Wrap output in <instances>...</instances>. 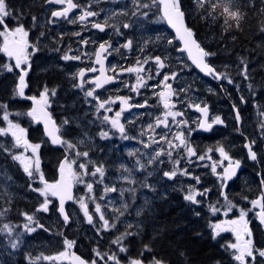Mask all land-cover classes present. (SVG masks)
I'll use <instances>...</instances> for the list:
<instances>
[{
    "label": "rangeland",
    "instance_id": "obj_1",
    "mask_svg": "<svg viewBox=\"0 0 264 264\" xmlns=\"http://www.w3.org/2000/svg\"><path fill=\"white\" fill-rule=\"evenodd\" d=\"M80 1H81L80 2L81 10L79 12L72 14L67 19H55L54 23H50V21L54 19V18L52 19L50 15L47 21L50 24V26H53L56 23H59V25L63 23V26L65 28H66V24L72 25V29H71L72 38L71 37L69 38L71 40L66 41L63 44L62 41L60 40L56 48L57 50L60 51V46H61L64 51L61 52V60L63 61L61 65L65 72V76L68 78V80L72 85L70 91L72 94H74V97L68 100L70 103L74 104L73 105L74 107H71L69 109V112L71 113L72 110L74 111L70 114L71 116L69 118H66L71 120V124L74 123V129L64 126V128L69 131V134L71 136L69 142L75 143L77 145L76 150H73L74 156L68 158L69 162L76 161V163L72 164L71 172H76L78 174L81 173L82 170L79 169L78 165L79 163H85L86 160L91 161V163L88 165L89 173L92 172L95 167L101 165H103L105 171V176L103 178L102 183L99 182L100 177L98 174L95 178H92L90 176L84 177V183H79L72 177L76 187L75 199L73 201V205L71 206L72 214L74 216V219L76 220L74 227L77 228L81 224V216L84 215L80 207V198L83 197L85 199V202L88 204L89 212L94 214V221L92 224H89V228H90V234L92 233V236L96 240L95 243L97 242L105 243L104 241H106V239L109 238L108 234L111 231H113V233H116L113 236L112 240L109 242L110 246H114L113 249L111 250L107 249L101 251L99 249V246L94 247L95 243H92L91 241L89 242L82 241L81 243H83V245L85 244L87 246L89 245L92 247L91 252L88 250L85 251L86 253L89 252L90 254V258L88 260L92 262L95 259L97 261V264H105L104 261H101L99 260L98 257H96L95 253L98 250L102 254H116L120 260V264H129L130 260L127 262H122L120 259V256L123 255L125 252L120 253L118 251V247L112 243V241L117 236L122 234L120 233L122 229L118 228L117 226L118 221H115V217L119 214L118 210H120L124 205H127V212L124 214V216L120 217L119 221L121 223L124 224V223L137 222L138 219L141 217V215L140 216L136 215L137 210L143 208L144 211V209L146 208L145 205L148 197H156V196L160 197V194L165 192V190L167 192L171 190H177L184 197V195L186 194V190L189 188V186H194L199 191H203L204 189L211 190L207 193L206 196L198 197V199L202 201V203H200L199 205H193L190 203L191 205L195 206L197 209L204 208L207 211V213L210 216L209 227L210 224L221 223L231 220H238L240 216V210L244 209L247 212V215L245 216V220L248 222L247 227L251 230L252 233L251 239L253 241V245L257 249H264V224H261L257 217L259 208L253 209V206L250 203L251 200L257 199L261 195V192H258L257 194L255 193L256 185L250 183V181H248V178L246 177L245 179H243L242 177H244V175L240 173L239 178H242L240 181L241 182L240 185L242 184L241 190H239L238 193L235 195L233 192L234 190L233 188H229V186L226 187L224 193L227 195V201L224 199L223 196L220 195L221 183H222L220 179V175L223 173L224 168L228 166L229 161L223 160V158L220 156V153L216 149L223 147L224 150L233 160H238V158H235L222 145L216 146L214 148L209 147L202 151L196 149V146L194 144L196 134L198 133L196 131V128L199 126V122H201L202 117L200 113L194 111V107L196 104H199L200 106H205V105L208 106V104L205 101V99L192 88V84L201 82L203 83V85H205V87H208L210 84L204 80V78L206 77L199 75V73H197L196 71H193L192 69L193 67L188 62L186 58V54L178 51V47L180 44L175 39L174 34L169 30V28L166 25L165 26L163 25L166 23L160 13L159 4L155 0H141L142 3L149 5L147 9H144V11L148 12V16L147 17L143 16L141 12H138L136 14L135 22H136V27L138 28L137 32L139 33L135 41L134 42L132 41L133 44L137 43V49H142L140 53L128 56L129 54L126 52L125 56L124 55L122 56L121 47L117 46V42L115 41V39L111 40V37H107L109 45H111L110 47L111 52L115 53L118 58L122 56L127 60H123V66H122L123 68L120 69L116 68V76H115L116 79L112 85L104 88L103 90H99V91L95 90L94 97H87L86 92L94 88L91 85H86L88 81L85 83L82 89L75 86L77 85V76L80 70L79 68L80 66H78L79 60L70 59L65 61L62 59V57L64 55L80 56V54L76 52L74 47V36L75 35L78 36L83 32V28H81V26L85 25V21H80L79 17L85 11L91 10L93 12H96L98 14L95 16L96 20H100V19L106 20L109 16L114 15L116 12H117L116 16H118L119 12L123 11L121 10L122 6L124 7V5L128 0H80ZM105 1L107 3L105 4L101 3ZM128 8H130V5H126V9ZM45 9H46V12L44 14L45 16L47 15L49 10L50 12L53 11L50 7L47 6L45 7ZM134 11L135 8L132 6V12ZM45 16L35 17L36 18L35 21L38 20V22H41L42 18ZM9 20H11L12 22V25L7 24L9 30H12L18 26L15 15L13 16V18ZM135 22H132L134 24L129 23L131 25L127 29L128 32L133 29V27L135 26ZM151 22H156L159 24L157 25L156 30L152 32H151V28H149L151 26V24L149 23ZM20 23H22L25 29L29 31V36L27 37L29 46L26 49V51L28 54V64H30L31 66L32 57L37 52V51L35 52L33 51L32 46L35 45L38 48V44H37L38 42L37 41L31 42L30 37L32 35V31L25 26L24 21L20 20ZM74 24L77 25L78 28H76ZM104 25L106 26L105 32H102L101 34L97 32L98 36L97 38H95V42H98L97 44H99L100 41L105 38L104 35L111 36L113 34H118L121 28V21H119V23L112 22L110 24V26L114 27L113 30H109L110 27L108 26V24H104ZM108 30L109 33L107 32ZM0 31H4V29L0 28ZM15 37L19 39V36H15ZM6 38L7 40H11L12 35H8L7 37L0 36V49L4 47ZM169 40L172 41L171 44L168 43ZM97 44L95 45L94 49L90 51L89 53L90 56L92 54H95ZM167 45L170 47L172 46V50L169 51V53L174 51L173 54L175 57V62L174 64L169 63L168 68H166L165 71L162 73V75L159 77V75L158 76L156 75L157 71L155 70V66H151L150 63L151 52L155 47L165 48ZM0 53L4 54L5 56L4 62L0 67L1 73H8L13 78L15 75V79H14L15 81L13 82V89L15 96L19 97L16 94V86L18 83L20 70L13 67V71L11 72L7 71L5 66L6 65L14 66L15 62L12 59V57H8L5 54V52L0 51ZM82 56L83 55H81V58ZM111 59H113L112 55L110 56V60ZM145 59H147L149 63L143 64V61ZM138 60L141 61V64L143 65L144 68V71L141 72L139 75L143 78V80L146 81V86L140 88L137 92H133L132 86L137 83V73H128L123 70L128 67H139L140 65L137 64ZM22 67H27V65H22ZM29 71L26 76L27 88L25 91L27 94L39 98V94L42 91H44L45 87L47 86L37 87L38 93H28L27 89H28ZM172 73H176V77L174 79H170L167 83H171L174 86V89L172 90L173 95L171 97L170 103L174 104L175 107L171 108L170 110L183 113V116L177 117V120L182 119L186 121L187 124L186 126H182L181 129L179 130L184 131L189 145L196 150L197 155L193 157H188L186 150L184 148H179L173 152V156L171 159H169L167 156H162L160 159L163 161V163L148 164V159L150 155L154 154L156 151H159L161 147H163L165 150H167L168 148V145L163 141H160L158 145L153 143L151 138L154 137L156 140H159L161 136L167 135L168 140H172L174 143H176V141L174 140V136L177 133L178 129L176 124L172 123L171 117L168 118L170 124L169 129H165L163 126L159 128H155L154 130L148 129V125L150 123L155 126L157 118L159 117L162 119L164 113L168 111V109L164 108L158 93L161 91H167V89H165V87L160 82L162 81L163 76L165 74L171 77ZM125 85H127V87ZM47 88L49 90L55 89L56 94L58 92V89L56 87L53 88L47 87ZM55 96L49 97L48 107L52 106V99ZM95 97H98L99 101L101 102L105 100L116 101L115 103L108 105V107H111L112 111L105 113V110L101 109L99 112H97L96 107L98 101L95 99ZM117 97H125V98L130 97L128 104H130L131 107L129 108L128 105H121ZM145 101H147L145 107H138V105L145 104ZM256 106H257L256 103H252L251 101L247 100L246 103H243L242 105V111H244L242 116L239 112L241 120L246 121V124L251 130V133H253L254 135L256 134L258 135V133L260 134L259 120L264 119V117L258 116V110ZM121 107H124L125 111L122 112V115L120 117V122L124 125L125 132L127 136L131 137V139H123L122 134L118 131V129H113L111 127L110 122H106L103 120V116L105 114L109 115L110 117H114L115 112L120 111ZM31 109L32 108L25 111H20V110L11 111L6 107V109H2L1 116L3 115V111L6 110L10 114L9 119L12 121V123L14 124L18 123L22 128L26 129V138H27V126L24 125V121L27 120L28 122L29 120H31L34 123V119L27 115V113L31 111ZM60 112L66 113L63 109H60ZM212 120H214V117L212 116V113H210L208 123H211ZM7 126H8L7 122L5 121H3V123L0 125V127H7ZM102 131L109 133L108 138L100 137V133ZM203 132H209V131H203ZM262 139L264 140V138ZM28 141L32 143L29 139ZM145 143L149 144L150 147L145 148L144 147ZM14 145H15V141L14 138L11 136V134H9L8 136H0V147H2L7 152L10 159H12V156L24 152L23 147L17 148L14 147ZM75 151H79V152L87 151L89 153V157L88 158L78 157L75 155ZM262 152L264 154V145L262 146ZM38 153L40 157V149L38 150ZM129 153H135V155H129ZM25 155H31V152L29 151L25 153ZM199 156H204L205 159L200 160L198 159ZM208 157H211V159H208ZM137 160L140 161V164L146 165V167L144 169H141L140 164L137 163ZM176 160L180 161L179 165L175 164ZM13 162L17 166V168H20L23 172L22 166L19 165V162L18 161H13ZM213 163L218 164L216 174H213L211 170V165ZM173 167H176L178 170L187 169L188 172L191 173V175H182L178 173V175L172 180L165 178L163 176V172L171 171ZM42 172L44 174L43 170ZM68 172L71 175V172L69 170ZM13 174L14 173L7 167L5 168L0 167V194H3V189L6 188L8 184L16 180V177ZM23 174L27 176L24 172ZM238 174L239 172L237 173V175ZM193 176L200 177V183L198 185L196 184V181L192 179ZM28 179H29V184H28L29 190H30L29 188L30 184H32L33 187H42V185L39 183L38 180L34 183L29 177ZM45 179L49 183H55L57 180L56 179L54 181H49L46 177ZM86 183H93L92 193L87 192ZM145 184L152 185L156 189V191L153 192L150 189L144 187L143 185ZM253 186H255V189L253 188ZM105 187L115 188L116 191H110L107 193V195H105ZM182 189L184 191H182ZM121 191H123V195H121ZM35 195L39 196V194L36 192ZM90 196L94 197L95 199H89ZM101 197H104V199H101ZM245 197H247V199H245ZM41 199L43 201V197H41ZM50 199L52 200V197H50ZM228 201H231V203L235 205V207H233L231 211H227ZM96 203L101 204L102 210H105L104 211L105 218L109 219L110 223L116 222L115 228L107 231H99V232L97 231V229L101 227L102 222L99 221L98 214H95ZM209 205H215L217 208H219V211L216 213H212L210 211ZM114 209L116 211H114ZM226 212L227 214L225 215ZM29 214L30 215L35 214L36 220L40 224L44 225L43 222L40 221V217H38L37 212L34 211V213H29ZM23 223H25V219L22 216L19 221L10 222L7 224L15 226V225H22ZM223 226L229 227L226 224ZM258 227L262 229L260 236L258 238L259 242L255 240V236H254L255 233L253 229ZM135 229L136 228H131V229L127 228L126 231H133ZM15 231H19V229H16ZM35 232H39V229H37V231ZM33 233L25 234L23 236V241H25L27 247H29V243H30L27 241V237H29ZM90 234H87L86 236H89ZM221 236L223 237L225 236L226 238V240H224L223 242V247L227 249L233 257V250L226 248L225 245L230 243H237L236 233L233 232L232 230H226L221 232L220 235L217 236L216 238H219ZM248 238L249 237L247 236H243V239H248ZM5 239L8 240L7 235H5ZM33 243L37 244L39 242H33ZM39 244H41V242ZM0 247L2 249L6 248V250L10 248L8 246V241L5 244L2 238H0ZM61 252H64L65 256L59 257V254ZM29 256L31 257L32 261L36 262L37 264H72L70 261L71 249L66 248L65 243L61 250L51 255L45 254L43 252L40 253L29 252L28 257ZM42 257H54L55 259L46 260L43 259ZM110 263L112 262H107V264ZM236 263L238 264V262ZM144 264H149V262H144ZM256 264H264V258H260L258 254H257Z\"/></svg>",
    "mask_w": 264,
    "mask_h": 264
},
{
    "label": "trees",
    "instance_id": "obj_2",
    "mask_svg": "<svg viewBox=\"0 0 264 264\" xmlns=\"http://www.w3.org/2000/svg\"><path fill=\"white\" fill-rule=\"evenodd\" d=\"M46 1L8 0V4L15 16H21L20 20L24 21L25 26L32 31L31 42H38L39 51L31 60L27 92L38 93L37 87L40 86L58 89L49 108L60 126V133L64 140L69 141L71 138L69 131L61 126V122L69 118L74 111L69 112L74 104L68 101L74 97V94L70 91L72 85L61 65L63 63L61 52L64 51L61 46L60 51L56 48L60 40L62 44L71 40L69 38H72V25L66 24V28L63 23L50 26L47 21L51 15L50 10L46 16L44 15ZM216 2L217 0H204V6L201 7L197 0H180L188 26L201 46L206 51L215 53L214 56L207 58L208 62L218 72L226 73L234 81L233 84H229L226 79L219 82L214 77H208L204 78L210 84L208 87L201 82L192 84V88L207 102L214 119L219 116L223 121V124H214L209 132H198L194 144L199 151L209 147L224 146L241 161V170L230 182L229 188H233L236 195L241 190V179L246 177L250 183L256 185V189L255 186L253 188L257 194L264 189V185L260 183L264 178L262 152L264 140L259 133L258 135L251 133L244 120L239 128L233 105L238 108L242 116L244 111H242L243 103L240 97L243 95L246 101L256 103L259 110L264 111V31H261V28H264V0H235L232 10L239 11L241 14L239 27L230 17H227L228 23H225L226 17L222 15V7H218L213 13L211 3ZM40 16H45L41 22L38 20L33 22V17ZM6 23L12 25L9 19ZM41 33L44 35L41 36ZM4 59V54L0 53V67ZM245 63L248 79L242 75ZM192 69L195 71L194 68ZM14 79L15 75L13 78L8 73H1L0 68V104L6 105L11 111L28 110L31 108V102L14 94ZM249 84L252 85L251 90H249ZM236 85L239 87L237 88ZM60 109L66 113L60 112ZM1 111L2 109H0V117H2ZM2 123L3 119L0 118V125ZM24 125L27 126V138L32 143L41 145L40 159L45 177L49 181L56 180L60 163L66 156L73 157L74 151L67 150L64 145L62 148L54 147L46 138L40 124L26 120ZM66 127L74 129V123ZM246 138L256 141L254 146L258 155L256 161L252 162L248 158L244 147ZM0 167H7L16 177L15 181L3 189V194H0V211L7 210L5 215L0 217V227H2L4 224L19 221L23 212L34 213L42 199L40 195L37 196L34 191L28 189V177L20 168H17L2 147H0ZM240 173L244 177L239 178ZM147 201L148 204L137 222L123 224L118 221L117 226L122 229L120 233H124L129 224L133 225L132 228H136L132 232H136V226L139 225V234L127 237L124 242L127 251L120 256L122 262L131 259H143L145 262H150L155 257L163 258L165 264H237L231 253L223 247L225 236L213 239L212 230L209 227L210 216L204 208L197 209L186 202L177 190L168 191L167 199L156 196L148 197ZM72 205L73 203L68 204L70 220L65 224L57 210L58 201L52 197L49 212L37 213L44 228L27 237V241L30 242L29 247L26 246L25 241L18 249L6 250L0 247L2 264H29V252H43L51 255L63 248L65 239L75 241L73 244L75 250L89 259L90 254L85 251L91 252L92 247L83 245L81 242L95 243L96 240L92 233L90 234L89 223L84 215L81 216V224L77 228L74 227L76 220L71 211ZM194 212H199L200 215L196 216ZM253 229L255 240L259 242L258 238L262 229L260 227ZM87 234L90 235L86 236ZM115 234L111 231L105 243L97 242L94 247L99 246L101 251L113 249L114 246H110L109 242ZM0 238L5 244L7 243L8 240L5 239L4 234H0ZM33 242H41V244ZM144 245L151 247V253L144 250ZM34 264L37 263L34 262Z\"/></svg>",
    "mask_w": 264,
    "mask_h": 264
},
{
    "label": "snow or ice",
    "instance_id": "obj_3",
    "mask_svg": "<svg viewBox=\"0 0 264 264\" xmlns=\"http://www.w3.org/2000/svg\"><path fill=\"white\" fill-rule=\"evenodd\" d=\"M49 4L55 3L58 5H67L66 7H63L61 10H55L51 12V17L59 19V18H67L68 14L73 10L78 8V5L73 3V0H47ZM235 0H217L216 3H211V9L213 10V13L218 7H222V15L226 17L225 23H228L227 17H230L231 19L235 20L237 22L236 26L239 27V21L241 20V14L239 11H233V5ZM197 3L203 7L204 6V0H197ZM133 7L135 8V11L132 12V15H136L138 12L141 11V9H147L149 7L148 4H144L141 2V0H132ZM15 13L10 10V6L8 4V0H0V28H3L4 31H0V36L7 37L8 35L12 36H19L18 40H13L11 42V47L9 46V41L7 38L5 39V44L0 51H3L7 53L9 57H15V65H6L7 71L11 72L13 71V67L20 70V75L18 78V83L16 86V94L19 97H25V88L27 87L25 77L28 74V71L30 70V64H28V54L26 49L28 48V40L27 37L29 36V31L25 29L24 25L20 23L21 16H16L17 24L18 26L15 27L12 30L8 29L6 20L13 18ZM98 15L96 12H93L91 10L85 11L80 17V21H85L89 17H94ZM142 15L147 17L148 12L143 11ZM165 17L167 18L168 23L176 29L177 34L179 35L180 40L183 42V48H181L179 51L181 52H187L188 57L192 60V63L196 65L197 68L200 69L201 72H203L207 76H212L217 80H227L229 84H233L234 81L227 76L226 73H220L214 68L210 63L207 62V58H210L215 55V53L206 51L200 43L197 42V40L194 38V33L190 28H187L183 24V17L184 12L181 10L180 6V0H171L170 5H166L165 7ZM35 17H33V21H35ZM55 20L50 21V23H54ZM92 27L100 30L105 31V25L100 23H94L92 24ZM129 24H123V28H129ZM261 31H264V28H261ZM44 33H41V36H43ZM87 43V41H85ZM169 44L172 43L171 40L168 41ZM133 45L132 40H128L123 47L124 48H131ZM111 45L108 46L110 48ZM33 51H39V48H37L35 45L32 46ZM108 48H106L105 44L99 45V50L95 53L96 55V63L101 65L100 67V77H96L93 81L90 83L95 84V88L88 90L86 92L87 97H94V93L96 89L102 88L105 84H108L111 82L114 77L111 76H104V68H103V59H102V53H105L108 51ZM195 50V51H194ZM63 60H80V56H69L64 55L62 57ZM155 64L157 65V72L156 75H160V69H163L165 67L163 61L161 60L160 56L154 57ZM149 61L145 59L143 61V64H147ZM243 63V61H242ZM137 64L140 65L139 67H128L125 68L123 71L128 73H137V83L132 86V91L137 92L140 88H143L146 86V81L143 80V78L139 75L141 72L144 71L143 65L141 64V61H137ZM22 65H27V67H22ZM88 72H96L97 69L95 67L87 69ZM119 75V74H118ZM244 75L245 79H248V73H247V64H244V71L242 73ZM78 76L80 77L81 82L76 87L83 88L84 87V77H85V70L81 69L78 73ZM176 77V73H172L171 77L167 74L163 76V80L160 82L167 91H161L158 93L160 100L163 103V106L165 109H168L163 115V118H157L155 126L153 124L148 125V129L154 130L155 128H159L163 126L165 129L170 128L169 120L168 118H172V123L176 124L177 126V133L174 136V140L176 143H174L172 140L167 139V135L161 136L159 140H156L154 137L151 138L152 142L155 144L160 143V141H163L168 145L167 150H165L163 147L160 148L159 151H156L154 154L149 156L148 164L153 163H163V161L160 159L162 156H167L169 159L172 158L173 152L176 149L184 148L186 150L188 157L196 156V150L192 148L188 140L185 136L184 131L179 130L182 126H186L187 122L184 120H177V117H182V112H175L171 111V108H174L175 105L170 103L171 97L173 95V91L171 88V84H168L167 81L170 79H174ZM151 78V77H149ZM127 87V85H125ZM155 87V86H154ZM238 88L239 86L236 85ZM249 90H251L252 85L249 84ZM56 91L55 89L49 90L47 87H45L44 91H42L39 94V99H37L35 96L26 97L29 100H32L34 104L36 105L27 113L28 116L32 117L37 122L43 121L45 133L50 138L51 143L53 145H64L67 150H76L77 145L75 143H71L67 140H64L62 138V135L60 134V128H58L55 124V122L52 120L51 114L47 111V108L49 106V97L55 96ZM95 99L98 101L96 111L99 112L101 109L105 110V113L111 112V107H108V105L115 103L114 100H105V101H99L98 97H95ZM117 99L120 101L121 105H128L130 108L131 105L128 104L129 98L125 97H117ZM241 103H246L245 97L242 95L240 97ZM147 104V101H145V104L138 105V107H145ZM234 108H236L235 105H233ZM258 110V116L264 117V111H259V106L257 105ZM195 108L203 113L205 117H207L208 113V107L205 105L204 107H201L199 104L195 105ZM0 109H6V105L0 104ZM125 111L124 107H121L120 111L115 112L114 117H110L109 115L105 114L103 116V120L106 122H110L111 127L113 129H118V131L122 134L123 139H131V137L127 136L125 132L124 125L120 122V117L122 115V112ZM9 113L4 110L2 118L3 121L7 122V127H0V136H8L11 134V136L14 138L15 145L14 147H23L24 152L12 156L13 161H18L19 165L22 166L23 172L35 183L37 180L42 185V187H33L32 184L29 185L30 190L38 193L41 197H43L42 203L39 204V206L36 208L35 212H49V205L52 204V200L50 197H58L59 198V207L58 212L63 216V221L65 224L69 222V215L65 211V201L71 200L72 196L70 193V184L65 180L64 173L65 169L67 168L71 172L72 164L76 163V161H68V157H65V161L60 164V173H61V180L56 181L55 183H49L41 170V160L39 157L38 150L41 148V145L39 143H30L28 139L26 138V129L22 128L18 123L14 124L9 119ZM241 119L239 110L236 109V120L239 122ZM71 120L65 119L61 122V126H70ZM213 124H223V121L219 116L215 117L214 120H212L211 123L207 122V119H205L202 122H199V127L205 131H210L212 129ZM259 130H260V136L261 138H264V119L259 120ZM109 133L102 131L100 133L101 138H108ZM256 144L255 140L248 141L244 146L247 149L248 152V158L252 161L257 160V152L254 151V146ZM145 148L150 147L149 144H144ZM220 156L223 158V160H228V166L224 168L223 173L220 175V179L222 181L221 183V191L220 195L224 197V199L227 201V195L224 193L223 188L224 184L227 180H230L232 177L236 175V170L240 167L241 161L240 160H233L228 153L224 150L223 147L216 149ZM31 152V155H25L27 152ZM211 151V150H210ZM75 155L78 157L88 158L89 153L87 151L85 152H79L75 151ZM129 155H135V153H129ZM198 159L204 160V156H199ZM208 159H211V157H208ZM91 163L90 160H86L85 163H79L78 167L82 170L81 173L71 172L72 177L79 183H84V177L90 176L92 178H95L97 174L100 177L99 182H103V178L105 176V171L103 168V165L97 166L94 168L92 172H88V165ZM137 163L140 164V161L137 160ZM180 161L176 160L175 164L179 165ZM222 163V161H221ZM141 169H144L146 165L140 164ZM217 163H213L211 165V170L213 174L217 173ZM191 175V173L188 172L187 169L178 170L176 167H173L171 171H164L163 176L169 180L174 179L177 175ZM192 179L196 181V184L198 185L200 183V177L193 176ZM261 185H264V178L260 181ZM144 187L150 189L151 191L155 192L156 189L149 184L143 185ZM86 188L88 193L93 192V183H86ZM110 191H116L115 188H108L105 187V195H107ZM182 191H184L182 189ZM211 191L210 189H204L203 191H199L194 186H189V188L186 190V194L184 195V200L186 202H189L193 205H199L202 203L198 197H204L207 195V193ZM121 195H123V191H121ZM160 199H167V191L160 194ZM89 199H95L94 197H89ZM101 199H104V197H101ZM247 199V197H245ZM147 201L146 205L147 206ZM251 205L253 206V209L259 208V212L257 213V217L261 224H264V191L261 192V195L254 200L250 201ZM80 207L84 213V216L87 218V222L89 224H92L94 221V214L89 212L88 204L85 202V199L82 197L80 198ZM235 207L231 203V201H228V208L227 211H231L232 208ZM210 211L212 213H216L219 211V208H217L215 205H209ZM7 210L0 211V217L5 215ZM105 210H102L101 204L96 203L95 204V214H98L99 221L102 222L101 227L97 229V231H107L110 229H113L116 227V222H111L109 219L105 218L104 214ZM114 211H116L114 209ZM119 211V214L115 217V221H119L120 217L124 216V214L127 212V205H124ZM143 208L138 209L136 215L140 216L142 214ZM227 212L225 213V215ZM21 215L25 219V223L22 225H9L4 224L2 227H0V234H5L8 237V246L11 249H18L20 245L23 243V236L25 234H31L37 229H43L44 225L40 224L36 218L35 214H29L27 212L21 213ZM194 215L199 216V212H194ZM247 215V212L244 209L240 210V216L238 220H231L221 223H215L210 224V228L212 230L213 239H215L217 236L220 235L221 232L226 230H232L236 233L237 237V243H230L225 245L226 248H229L233 250V259L238 262V264H256L257 262V254L260 258H264V249H257L253 245V241L251 239L252 233L251 230L247 227L248 222L245 220V216ZM228 225L229 227H224L223 225ZM133 225L129 224L128 228L131 229ZM137 231H126L119 236H117L112 243L118 247V251L120 253H124L127 251V248L124 247V242L127 237L132 235L139 234V225L136 226ZM16 229H19V231H15ZM243 236L249 237L248 239H243ZM66 248H71V246L74 244V241L65 239L64 241ZM144 250L146 252L151 253L152 249L149 245H144ZM96 257L99 258V260L104 261L105 264L107 262H112V264H120V260L116 254H102L100 251H96L95 253ZM142 255V254H141ZM183 255V253H181ZM65 256L64 252H61L59 254V257ZM57 257V258H59ZM46 260H53L54 257H42ZM40 259V258H37ZM76 260L78 261V264H87L86 261L80 259V257H76ZM0 264H2V261H0ZM29 264H34V262L31 260V257H29ZM91 264H97V261L94 259ZM129 264H144L143 259H131L129 261ZM149 264H165V261L163 258H153Z\"/></svg>",
    "mask_w": 264,
    "mask_h": 264
},
{
    "label": "flooded vegetation",
    "instance_id": "obj_4",
    "mask_svg": "<svg viewBox=\"0 0 264 264\" xmlns=\"http://www.w3.org/2000/svg\"><path fill=\"white\" fill-rule=\"evenodd\" d=\"M155 1L158 3L157 0H155ZM80 2H81L80 0H74V3L78 5V8H76L74 10L73 14H75V13H77V12H79L81 10V3ZM101 3L105 4L107 2L105 1V2H101ZM126 5H130V8L126 9ZM132 6H133L132 0H128L126 2V4L124 5L125 9L122 6L121 10H123V11L119 12L118 16H116L117 15V12H116L114 15L109 16L106 20H104V19L96 20L95 16L94 17H89L87 20H85V25L81 26V28H83V32L81 34H79L78 36H76V35L74 36V47H75V50H76L77 53L80 54V57H81V55H83L81 60H79V62H78V66H80L79 67L80 70L81 69L85 70L84 85L88 81V83L86 85H91V86H93L95 88V84L94 83H90V82L93 81L100 74V69H99L100 65L95 63L96 55L92 54L90 56L89 53H90V51H92L94 49L95 45L98 43V42H95V38H97L98 33L101 34L102 32H105V31H100V30L92 27V24H94V23H100V24H103V25L104 24H108V26L110 27L109 30H113L114 27L110 26V24L112 22L119 23V21H121L120 32L118 34H113L111 36L110 35H104L105 38L102 39L100 41V43L97 44V46H96L97 47L96 48V52L99 49V45L102 44V43L105 44L106 48H108L109 42L107 40V37H111V40L115 39V41L117 42V46L121 47V50H122L121 55L122 56L123 55L125 56L126 52L129 54L128 56H131L133 54H137V53H140L142 51V49H137V43H134L131 48H124L123 47V45L128 40H132L134 42L135 39L138 36V33H139V32H137L138 28L136 27V22H135L136 15H134V16L132 15ZM63 7L64 6H59V7L53 6L51 9L54 10V9L63 8ZM116 9H117V6H116ZM159 10H160V13H161L160 4H159ZM143 11H144V9H141L140 12L142 13ZM161 15H162V13H161ZM132 22H135V26L129 32L127 31L128 28H123V24H129V23H132ZM82 23H84V22H82ZM165 23H166V21H165ZM132 24H134V23H132ZM149 24H151V26L149 27V28H151V32L155 31L157 25H159L156 22H151ZM129 25H131V24H129ZM163 25L165 26L166 24H163ZM74 26L76 28H78L77 25L74 24ZM109 30L107 31L108 33H109ZM85 41H87V43H85ZM179 48H180V45L178 47V51H179ZM171 50H172V46L170 47V46L167 45L165 48L155 47V48H153V50L151 52L150 63H151V66H155V70L156 71H157V65L155 64L154 57L160 56L161 60L163 61L164 65H165V67L163 69H160L159 77L162 75V73L165 71V69L168 68L169 63L174 64V62H175V57H174V54H173L174 51L169 53V51H171ZM111 55L113 56V59L110 60V56ZM122 56L118 58L115 53L111 52V48H108L107 52L102 53V59L105 62V66H106V73L108 75L114 77V79L108 85H106L105 87H103L102 89H99V90H103L104 88L112 85L115 82V79H116V77H115L116 76V68L117 69L123 68L122 67L123 66V60H127L126 58H123ZM92 67H95L97 69V71L94 72V73L93 72H88L87 69L92 68ZM79 68H78V70H79ZM80 70H79V72H80ZM80 82H81L80 77L77 76V84H79ZM168 84H171V83H168ZM171 88H172V90L174 89L173 84H171ZM99 90H96V91H99Z\"/></svg>",
    "mask_w": 264,
    "mask_h": 264
},
{
    "label": "water",
    "instance_id": "obj_5",
    "mask_svg": "<svg viewBox=\"0 0 264 264\" xmlns=\"http://www.w3.org/2000/svg\"><path fill=\"white\" fill-rule=\"evenodd\" d=\"M158 2L161 4V12H162V15H163V17L165 18V20H166V23H167V25H168V27L173 31V33L175 34V36H176V39L177 40H179L180 41V44H181V46H180V48H179V50L181 49V48H183V42L180 40V38H179V35L177 34V31H176V29L175 28H173L169 23H168V21H167V18L165 17V15H164V13H165V7H166V5H170L171 4V0H158ZM73 3H74V0H73ZM47 4H49L48 2H47ZM52 4H54V5H58V4H55V3H52ZM67 5L65 4V7H66ZM180 6H181V3H180ZM56 10H61V9H56ZM75 9H73L69 14H68V17L67 18H69L70 16H71V14L73 13V11H74ZM181 10L184 12V10H183V8H182V6H181ZM55 11V10H54ZM183 24H184V26L185 27H187V28H190L189 26H188V23H187V21H186V17H185V13H184V17H183ZM194 38L197 40V42L198 43H200L199 41H198V39L196 38V36L194 35ZM13 40H18V38H16V37H14V36H12V39L11 40H8L9 41V46L11 47L12 45H11V42L13 41ZM201 45V44H200ZM99 50V49H98ZM195 51V50H194ZM6 55H7V53H5ZM185 54L187 55V57H188V54H187V52H185ZM8 56V55H7ZM9 57V56H8ZM13 58V60H14V62H15V57H12ZM188 59H189V61H190V63L192 64V66L195 68V70L197 71V72H199L200 74H202L203 76H205V77H212V76H207V75H205L203 72H201L200 71V69L199 68H197L196 67V65L194 64V63H192V60L188 57ZM208 62V61H207ZM95 63H96V58H95ZM209 63V62H208ZM97 64V63H96ZM100 67H101V65H100ZM103 68H104V76H110V75H108L107 73H106V66H105V62L103 61ZM100 69V68H99ZM98 77H100V74H99V76ZM112 77V76H111ZM25 81H26V77H25ZM219 82L220 81H222V80H218ZM110 83V82H109ZM26 84H27V81H26ZM105 85H107V84H105ZM27 88V87H26ZM26 88H25V90H26ZM24 90V91H25ZM30 96H32V95H28V94H26V91H25V97H21L22 99H25V100H28V101H30L31 102V105H32V108L33 107H35L36 105L34 104V102L32 101V100H29V99H27L26 97H30ZM37 99H39L38 97H36ZM201 107H203V106H201ZM236 109L237 108H234V110H235V115H236ZM194 110L195 111H198L196 108H194ZM47 111L51 114V117H52V120L55 122V124H56V126L58 127V128H60L59 127V125H58V123H57V120H56V118L52 115V112H51V110H50V108L48 107L47 108ZM198 112H200V111H198ZM201 113V112H200ZM202 114V121H204L205 119H207V122H208V117H209V115H210V112H209V109H208V113H207V117H205V115L203 114V113H201ZM238 122V121H237ZM241 122H242V120L240 119V121L238 122V126H239V128H240V126H241ZM34 123L35 124H40L41 126H42V128H43V132H44V134H45V136H46V138L51 142V140H50V138L46 135V133H45V128H44V124H43V121H40V122H37L36 120H34ZM197 131H203V129H201L200 127H197V129H196ZM61 134V133H60ZM62 138H63V136H62ZM249 141V139H247L246 138V141H245V143H244V145L247 143ZM52 144V143H51ZM53 145V144H52ZM54 147H56V148H62L63 147V145H53ZM245 147V146H244ZM246 149V148H245ZM254 150V149H253ZM246 153H247V155H248V152H247V149H246ZM65 161V159L64 160H62V162H64ZM252 161V160H251ZM61 162V163H62ZM60 163V164H61ZM241 168V165H240V167L236 170V175H237V173H238V171H239V169ZM236 175L234 176V177H232L230 180H227L226 182H225V184H224V188H223V191L226 189V187H227V185L229 184V182L231 181V180H233L235 177H236ZM64 177H65V180L70 184V195L72 196V199L71 200H66L65 201V211L67 212V205H68V203H71V202H73V200H74V196H75V185H74V181H73V178H72V176L70 175V173L68 172V170H67V168L65 169V173H64ZM59 180H61V173H60V165H59V168H58V177H57V180L56 181H59ZM57 200H58V202H59V198L58 197H55ZM68 213V212H67ZM62 216V215H61ZM62 218H63V216H62ZM76 257H80V259H82V260H84V261H86L87 262V264H91L90 263V261L87 259V258H85L82 254H80L78 251H76L75 250V248L73 247V246H71V258H70V261H71V263L72 264H78V261L76 260Z\"/></svg>",
    "mask_w": 264,
    "mask_h": 264
}]
</instances>
